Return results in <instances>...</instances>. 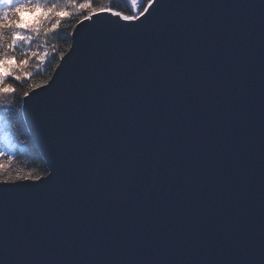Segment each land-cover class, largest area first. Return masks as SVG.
<instances>
[{
  "label": "water",
  "instance_id": "95a60500",
  "mask_svg": "<svg viewBox=\"0 0 264 264\" xmlns=\"http://www.w3.org/2000/svg\"><path fill=\"white\" fill-rule=\"evenodd\" d=\"M156 7L24 97L49 172L0 183V264H264V0Z\"/></svg>",
  "mask_w": 264,
  "mask_h": 264
},
{
  "label": "snow or ice",
  "instance_id": "6c2138e0",
  "mask_svg": "<svg viewBox=\"0 0 264 264\" xmlns=\"http://www.w3.org/2000/svg\"><path fill=\"white\" fill-rule=\"evenodd\" d=\"M157 4L158 0H131V6L135 10L131 15L103 7L98 11L100 13L109 12L124 21L133 22L140 21L142 18L147 20L157 11ZM75 5L76 0H64L63 3L61 0H55L51 4L49 0H0V100L7 102L8 96L15 92V89L8 84L9 78L18 83L25 79L30 80L34 75L28 71L30 60L38 59L36 67L39 69L48 56L47 52L41 55L36 51H24L20 53V60L17 63L13 55L16 49L31 45L34 36L39 39L41 35H47L49 30L56 33L60 29L62 19L65 18V13L58 9L74 8ZM83 7L84 5H81V8ZM44 9L50 11L44 12ZM92 15H98V13H92L83 19H91ZM60 56L63 57V53H60ZM36 87L40 85H32L33 89ZM28 95L29 92H24V96ZM5 127L4 117L0 116V158L6 157L7 149L11 148L9 134L5 131ZM7 159L11 163L12 157L8 156ZM7 170L8 165L0 163V176H3L0 183L15 182L26 178L19 174L7 175ZM27 176L34 180L40 179V176L33 172H29Z\"/></svg>",
  "mask_w": 264,
  "mask_h": 264
},
{
  "label": "trees",
  "instance_id": "16d2710c",
  "mask_svg": "<svg viewBox=\"0 0 264 264\" xmlns=\"http://www.w3.org/2000/svg\"><path fill=\"white\" fill-rule=\"evenodd\" d=\"M53 2L55 0H49L50 4ZM63 2L64 0H61V3ZM81 5L84 7L81 8ZM101 7L111 8L128 15L134 14L135 11L131 6V0H76L74 8L58 9L65 13V18L62 19L60 29L56 33L49 30L47 35H41L39 39L34 36L31 45H26L23 49L18 48L13 54L17 63L20 60V53L24 51H36L41 55L47 52L48 56L39 69L36 67L38 59L30 60L28 71L34 73L30 80L25 79L18 83L9 78L8 84L15 89V92L8 96L7 102L0 100V116L4 117L5 131L9 134L11 142V148L7 149L6 157L0 158V163L8 165L7 175L19 174L30 178L27 176L29 172L40 177L49 172L47 162L38 149L24 118V92H30L33 89L32 85H42L45 81H49V77L53 75L62 58L60 53L64 55L71 46L75 25L83 17L98 12ZM8 156L12 157L11 163L8 162ZM2 179L3 176H0V180Z\"/></svg>",
  "mask_w": 264,
  "mask_h": 264
},
{
  "label": "bare ground",
  "instance_id": "6f19581e",
  "mask_svg": "<svg viewBox=\"0 0 264 264\" xmlns=\"http://www.w3.org/2000/svg\"><path fill=\"white\" fill-rule=\"evenodd\" d=\"M115 12V11H114ZM106 15H109V16H113V17H116L114 16L112 13H109V12H104ZM118 18V17H117ZM33 90V89H32ZM24 104V103H23ZM29 129V128H28Z\"/></svg>",
  "mask_w": 264,
  "mask_h": 264
}]
</instances>
